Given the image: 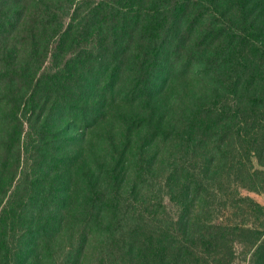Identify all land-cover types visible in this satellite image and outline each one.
<instances>
[{"label": "trees", "instance_id": "16d2710c", "mask_svg": "<svg viewBox=\"0 0 264 264\" xmlns=\"http://www.w3.org/2000/svg\"><path fill=\"white\" fill-rule=\"evenodd\" d=\"M178 79L188 88L159 125L114 113L126 128L109 159L91 169L45 152L49 181L7 190L0 264H230L231 241L251 234L250 264H264V208L239 190L264 158V0H0V104L17 107L14 82L28 89V114L43 115L33 142L64 117L79 138L113 110L109 92L145 101ZM142 126L148 139L128 136ZM14 132L0 139V184ZM147 140L159 145L141 156Z\"/></svg>", "mask_w": 264, "mask_h": 264}, {"label": "rangeland", "instance_id": "374dc122", "mask_svg": "<svg viewBox=\"0 0 264 264\" xmlns=\"http://www.w3.org/2000/svg\"><path fill=\"white\" fill-rule=\"evenodd\" d=\"M46 49L50 50V45L47 46ZM48 50L45 56L43 55L39 61H35L36 67L32 75H30L33 81L40 76L43 77V67L47 68L50 64L49 61L51 54H49ZM1 86H3V83L0 84V87ZM12 86L13 88L18 89V93L16 94L15 92V94H13L17 97L16 101H19L17 107L14 105L11 106L10 104H0V110L8 112V116L3 120H0V139L3 140V136L7 139V133L9 134L12 129H16L13 136L14 138L11 141L13 146H11L10 150L11 155L13 153L16 154L17 162L14 176L12 177L10 184L7 182L9 179L0 184V187L3 189V192L0 193L1 203L6 199L7 190L10 189H16L19 194L26 196L27 188L25 187H27L28 183L32 182L34 176L38 177L34 182L35 188L41 186L40 184L44 177L46 182L49 181L50 175L46 174V168L47 166H50V164L48 163V160L45 159V156L48 154L54 153V156L62 157L73 156V167L81 164L93 169L96 161L102 160L104 156L109 159L106 154L108 151L106 143H115L117 140H119L117 142L119 143L120 134L124 131V128H126L125 124L116 117L114 114L115 112H121L125 115H131L132 117H135V115L136 117L141 116L146 118L150 123L159 125L162 121V117L165 118V114L163 113L168 109L172 112L178 104L177 99L184 95L188 88L186 85L184 89L181 90L180 87L184 85L181 83L180 79L174 80L168 86L163 88L162 91L158 92L156 96L148 97L145 101L144 99L124 100L121 97V94L115 93L111 96L109 92L105 95L109 96L110 99H115L111 103L113 110L110 109L111 112L108 111V113H110L108 114L109 116H105L102 120L100 118V121H98L96 125L81 130L82 134L79 138L75 140L73 138L71 139L74 132H80H78L79 130L75 126L69 128L68 117H64L57 120L55 118L54 120H50L48 125L50 133H46V135H43L40 140L33 142L32 137L37 134L36 130L42 123L43 115L38 116L39 120L33 121L34 115H36L35 112L29 115L28 106L23 103L24 97L28 93V89L24 93L25 96L20 97V94L26 89L25 86L17 85V82H14ZM36 96H39V94L33 96V102L38 100ZM14 110H16L15 115ZM12 116H14L15 119L14 117L12 118ZM135 132H138L144 139H148L146 127H132L128 136L133 139ZM144 141L145 140H143V142ZM150 141H146L147 144L144 146L146 151L141 152V156L149 154L150 150H154L159 145L154 141L153 144L149 146ZM6 144L7 146L10 145L9 143ZM4 147H6V145H4ZM4 147L2 148L0 146V152ZM45 152L48 154L44 155ZM129 152H132L133 154L131 155ZM127 156L133 157L137 161L143 158L139 157L135 149H130L127 152ZM250 158L251 163H249V165H252V168L256 169L257 172L255 175H251L244 180L240 184L239 190L242 194H248L264 208V158L256 159L253 155ZM41 161L43 162L41 163V166H39ZM11 162L12 161L10 160L8 167H10ZM133 163L132 160L128 161L129 167L131 166L128 170V175L134 171ZM70 233L71 230H60L56 235L55 244L60 243V247L65 245ZM246 237L247 238L243 239H233L231 241L233 252L230 264H250L251 253L257 248L259 239H257V234L247 235ZM42 264H52V261H49V259H43Z\"/></svg>", "mask_w": 264, "mask_h": 264}]
</instances>
